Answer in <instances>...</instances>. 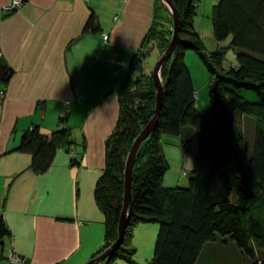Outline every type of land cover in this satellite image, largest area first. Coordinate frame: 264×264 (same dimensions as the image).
Listing matches in <instances>:
<instances>
[{
    "label": "trees",
    "instance_id": "16d2710c",
    "mask_svg": "<svg viewBox=\"0 0 264 264\" xmlns=\"http://www.w3.org/2000/svg\"><path fill=\"white\" fill-rule=\"evenodd\" d=\"M170 1L179 17L178 42L160 68L163 96L155 128L135 154L123 239L101 264H115L118 259L135 264L129 239L139 223L158 227L148 264H264V0H219L213 6V40L221 44L229 39L226 49L235 54L236 66L228 69L222 67L224 52L207 53L193 26L200 0ZM161 8L157 1L154 10ZM99 29L91 14L81 37ZM149 40L150 36L147 43ZM160 40L158 46H163ZM188 51L195 52L209 72L212 131L196 110L195 91L185 66ZM137 55L116 90L118 118L105 141V167L94 190L105 218V243L93 259L118 238L127 157L156 112L152 75L142 72L133 78ZM12 76L13 71L0 57V99ZM243 120L252 128L249 150L243 143ZM65 123L61 117L50 134L31 126L9 152L29 154L31 170L43 175L59 146L72 144ZM162 136L175 139L192 164L186 187L163 186L169 165ZM9 236L0 216V245Z\"/></svg>",
    "mask_w": 264,
    "mask_h": 264
},
{
    "label": "crops",
    "instance_id": "0c3cea01",
    "mask_svg": "<svg viewBox=\"0 0 264 264\" xmlns=\"http://www.w3.org/2000/svg\"><path fill=\"white\" fill-rule=\"evenodd\" d=\"M12 2L0 0V57L13 71L0 99V216L10 232L0 264H11V251L22 264H87L105 243L94 190L118 118L116 90L157 0H24L7 12ZM91 14L100 29L81 37ZM61 117L72 144L60 145L47 172L37 175L29 154L9 151L31 126L50 134ZM165 142L173 144H162L168 165L165 147L180 167L189 164L175 140ZM179 170L166 174L165 187L180 186Z\"/></svg>",
    "mask_w": 264,
    "mask_h": 264
},
{
    "label": "rangeland",
    "instance_id": "374dc122",
    "mask_svg": "<svg viewBox=\"0 0 264 264\" xmlns=\"http://www.w3.org/2000/svg\"><path fill=\"white\" fill-rule=\"evenodd\" d=\"M160 4L163 5V8L156 10L153 9L152 18H151V27L147 31V35L140 45L138 49L137 57L135 60V72L133 73V78L136 75L142 74L152 75V71L154 66L160 59V57L165 53H162L163 50L167 48L168 41L172 38L171 32L173 33L174 28V17L167 6L164 0H157ZM219 0H200L199 4L196 8L195 16L193 17V26L195 30L200 35L202 42L204 44L207 53L214 52L220 50V52H224V61L222 63V67L228 69L230 67L236 66L235 54L233 50L226 49L229 43V39L221 44L216 43L213 40L212 36V24H211V14L212 8L216 5ZM166 31V34L163 33ZM150 36V40L148 41V37ZM167 37V40H164L163 37ZM158 39L164 43L162 46H158ZM169 39V40H168ZM105 42V40H104ZM167 50V49H166ZM185 66L187 67L193 88L195 91V103L197 112L204 118L205 122L210 124V131L214 130L213 121H212V113L208 100V91H209V72L200 57L193 51H188L185 56ZM159 80L160 71H159ZM68 111V110H67ZM65 111V113L67 112ZM242 133H243V143L245 145V149L249 150L252 137V128H250V123L246 120L242 122ZM163 137V136H162ZM169 137L161 138L163 145H173L172 143H166L165 140ZM172 140H175L171 138ZM172 147H165L167 158L169 159V171L168 173H173L177 169L179 177L182 179V182L177 187H186L188 185V179L191 178V169L192 164L188 158L187 162L183 163V166L180 167L179 160L176 159L178 157L177 153L173 151ZM179 151V150H177ZM179 153V152H178ZM188 165V166H187ZM167 173V174H168ZM164 186V179H163ZM165 187V186H164ZM158 227L157 224L153 223H139L137 227L133 230L131 234V238L129 239L130 248H133L135 254L133 255V260L135 264H148L153 255L154 242L157 236ZM115 264H128V262L124 259H118Z\"/></svg>",
    "mask_w": 264,
    "mask_h": 264
},
{
    "label": "water",
    "instance_id": "95a60500",
    "mask_svg": "<svg viewBox=\"0 0 264 264\" xmlns=\"http://www.w3.org/2000/svg\"><path fill=\"white\" fill-rule=\"evenodd\" d=\"M167 6L170 8L173 17H174V30H173V37L172 40L165 51V53L160 57L156 65L154 66V69L152 71V79L154 82V86L156 87L157 94H156V112L153 119L145 126V128L141 131V133L136 137L130 152L127 157L125 171H124V195H123V208L120 214L119 224H118V238L116 239L114 245L96 257L95 259L91 260L87 264H99L101 261H103L111 251L115 250L121 243L123 239V233L125 230V223L128 216L127 208L130 201V194H131V184H132V172H133V164L135 159L136 151L139 147V145L150 135V133L155 128L159 108L163 96V86L161 85V82L159 80V71L161 66L170 58L172 55L177 42H178V30H179V17L177 14L176 9L174 8L172 2L170 0H164Z\"/></svg>",
    "mask_w": 264,
    "mask_h": 264
},
{
    "label": "built area",
    "instance_id": "2783aa9c",
    "mask_svg": "<svg viewBox=\"0 0 264 264\" xmlns=\"http://www.w3.org/2000/svg\"><path fill=\"white\" fill-rule=\"evenodd\" d=\"M23 1L24 0H13L12 4L9 7H6V11L10 12V11H14L15 8L19 9L22 6ZM103 38L106 41L108 37L105 35ZM9 261L11 264L23 263V260L14 251L10 252Z\"/></svg>",
    "mask_w": 264,
    "mask_h": 264
},
{
    "label": "bare ground",
    "instance_id": "6f19581e",
    "mask_svg": "<svg viewBox=\"0 0 264 264\" xmlns=\"http://www.w3.org/2000/svg\"><path fill=\"white\" fill-rule=\"evenodd\" d=\"M113 245H114V244H113ZM113 245H112V246H113ZM112 246H111V247H112ZM111 247H110V248H111ZM110 248H109V249H110Z\"/></svg>",
    "mask_w": 264,
    "mask_h": 264
},
{
    "label": "flooded vegetation",
    "instance_id": "af4514ba",
    "mask_svg": "<svg viewBox=\"0 0 264 264\" xmlns=\"http://www.w3.org/2000/svg\"><path fill=\"white\" fill-rule=\"evenodd\" d=\"M99 264H101V262Z\"/></svg>",
    "mask_w": 264,
    "mask_h": 264
}]
</instances>
